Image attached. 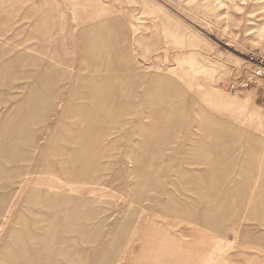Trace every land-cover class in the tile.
Listing matches in <instances>:
<instances>
[{
	"label": "rangeland",
	"instance_id": "1",
	"mask_svg": "<svg viewBox=\"0 0 264 264\" xmlns=\"http://www.w3.org/2000/svg\"><path fill=\"white\" fill-rule=\"evenodd\" d=\"M258 60L264 0H0V264H264Z\"/></svg>",
	"mask_w": 264,
	"mask_h": 264
},
{
	"label": "built area",
	"instance_id": "2",
	"mask_svg": "<svg viewBox=\"0 0 264 264\" xmlns=\"http://www.w3.org/2000/svg\"><path fill=\"white\" fill-rule=\"evenodd\" d=\"M257 67V70L255 72L254 77H246L239 85L241 88H248L250 85L255 84L258 80L264 78V64L260 60L255 62ZM235 91V87L232 86L230 88V92L233 93Z\"/></svg>",
	"mask_w": 264,
	"mask_h": 264
},
{
	"label": "bare ground",
	"instance_id": "3",
	"mask_svg": "<svg viewBox=\"0 0 264 264\" xmlns=\"http://www.w3.org/2000/svg\"><path fill=\"white\" fill-rule=\"evenodd\" d=\"M54 233V232H53Z\"/></svg>",
	"mask_w": 264,
	"mask_h": 264
}]
</instances>
